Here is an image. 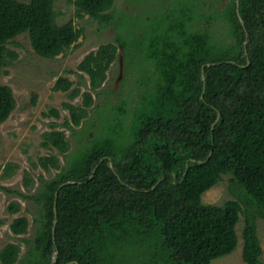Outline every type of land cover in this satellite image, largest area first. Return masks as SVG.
Instances as JSON below:
<instances>
[{
    "label": "trees",
    "instance_id": "obj_1",
    "mask_svg": "<svg viewBox=\"0 0 264 264\" xmlns=\"http://www.w3.org/2000/svg\"><path fill=\"white\" fill-rule=\"evenodd\" d=\"M224 1L207 12L200 11L204 0H173L158 28L136 37L128 17L114 19L113 0H74L78 13L114 23L127 36L116 34L78 63L90 90L81 104L64 103L70 119L62 124L78 144L66 153L62 131L43 134L42 146L68 159L65 166L53 154L32 162L60 170L40 176L28 196L37 207L35 233L24 240L23 254L14 242L0 248L2 264H50L54 250L55 264H211L234 250L241 219L242 260L264 264L257 231V220H264V0ZM214 23L225 25L229 41L214 37ZM80 31L71 21L57 23L54 0H0V72L17 57L7 48L16 36L26 33L38 55L53 59ZM129 44L140 50L142 63L124 69L145 88L129 107L123 97L102 112L93 107L88 120L91 91L99 92L118 48ZM71 86L59 76L52 89ZM80 92L75 87L69 95ZM14 106L12 88L0 84V122ZM224 176L230 198L203 203V193ZM7 208L16 213L19 205ZM27 226L18 216L10 230L22 234Z\"/></svg>",
    "mask_w": 264,
    "mask_h": 264
},
{
    "label": "rangeland",
    "instance_id": "obj_2",
    "mask_svg": "<svg viewBox=\"0 0 264 264\" xmlns=\"http://www.w3.org/2000/svg\"><path fill=\"white\" fill-rule=\"evenodd\" d=\"M204 1L200 11L211 12L214 8L221 9L225 4L224 0ZM172 4L173 0H113L112 11L116 21H120L121 17H128L125 21L134 26V35L141 37L145 28H158V21L161 22L163 15L171 14ZM54 10L57 23L71 21L75 28L81 30L78 39L65 52L53 59H47L34 51L28 35L22 33L7 44V48L15 51L17 57L0 72V84L9 85L15 99L13 110L0 122V248L14 242L20 245V254L27 249L24 240L31 239L37 228V207L28 196L36 192L40 176L49 179L60 170L52 167L45 170L39 165L33 166L32 162H36L40 156L53 154L59 160L60 166H65L68 159L58 149L42 146L43 134L50 130L62 131L69 142L66 153L76 149L78 140L73 132L62 124L65 119H70L69 109L64 103L81 104L82 92L90 90L88 75L79 71L77 65L89 52L97 50L102 44L114 41L116 34L123 32L127 36L124 29L122 32L118 31L114 23L105 24L86 13H78L74 0H54ZM210 30L216 39L225 38L229 41L223 23H214ZM119 38L123 43L130 40L123 39L122 36ZM139 51L131 44L124 50L118 48L116 58L107 70L106 80L98 89L99 92L91 91L94 102L88 107V120L93 117L95 106L102 112L105 103L118 104L116 99L119 97L128 99L127 103L130 105L126 103L127 107L137 100L145 86L141 84L140 87L133 72L124 67L126 64L131 66L133 71L136 70L135 64L142 63ZM59 76H65L72 81L68 91L52 89ZM75 87L80 88L81 94L70 97V91ZM109 106L111 107L110 104ZM51 109H56L58 114L55 115ZM80 126L81 124L75 126V129L78 131ZM9 163L14 167L8 174L5 166ZM226 178L227 176H224L203 193V203L219 204L230 198ZM11 202L19 205L16 213L9 212L7 208ZM18 216H24L28 220L27 230L22 234H14L10 230V223ZM242 227L241 219L236 224L238 242L234 250L213 259L211 264H246L241 256ZM257 231L262 247L261 260L264 262V220H257Z\"/></svg>",
    "mask_w": 264,
    "mask_h": 264
},
{
    "label": "water",
    "instance_id": "obj_3",
    "mask_svg": "<svg viewBox=\"0 0 264 264\" xmlns=\"http://www.w3.org/2000/svg\"><path fill=\"white\" fill-rule=\"evenodd\" d=\"M236 1H238V0H236ZM240 22H241V24L243 25V20L240 18ZM213 63H206V65L207 66H210V65H212ZM247 64H248V60H247ZM246 64V65H247ZM203 67H204V65H203ZM201 78H202V80H204V75L202 74L201 75ZM217 116H219V113L217 114ZM65 183H75L74 181H67V182H65ZM65 183H62L60 186H62V185H64ZM54 210H55V206H54ZM54 223L56 222V219L53 221ZM57 254H58V251L57 250H54L53 252H52V256H51V263L50 264H55L56 263V258H57ZM72 262H75V261H69V262H67V263H65V264H70V263H72ZM77 264V263H76Z\"/></svg>",
    "mask_w": 264,
    "mask_h": 264
}]
</instances>
